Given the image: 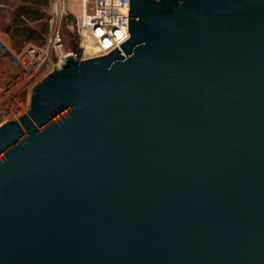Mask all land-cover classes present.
<instances>
[{
    "label": "water",
    "instance_id": "water-1",
    "mask_svg": "<svg viewBox=\"0 0 264 264\" xmlns=\"http://www.w3.org/2000/svg\"><path fill=\"white\" fill-rule=\"evenodd\" d=\"M0 124V264H264V0H129Z\"/></svg>",
    "mask_w": 264,
    "mask_h": 264
},
{
    "label": "built area",
    "instance_id": "built-area-1",
    "mask_svg": "<svg viewBox=\"0 0 264 264\" xmlns=\"http://www.w3.org/2000/svg\"><path fill=\"white\" fill-rule=\"evenodd\" d=\"M72 0H50L48 32L42 45L26 44L14 50L0 37V118L12 113L23 96L59 67L67 52L61 27L79 38V59L106 55L129 38V0H77L78 12L70 9ZM22 115V114H21Z\"/></svg>",
    "mask_w": 264,
    "mask_h": 264
},
{
    "label": "trees",
    "instance_id": "trees-1",
    "mask_svg": "<svg viewBox=\"0 0 264 264\" xmlns=\"http://www.w3.org/2000/svg\"><path fill=\"white\" fill-rule=\"evenodd\" d=\"M13 4L9 8L10 19L4 27V31L14 46H12L13 49L20 50L22 45L28 42L36 45L44 44L48 32L50 0H17ZM2 6L3 4L0 2V7ZM65 29L67 28L65 27ZM65 32L69 37L70 50L79 56L78 36L68 29Z\"/></svg>",
    "mask_w": 264,
    "mask_h": 264
},
{
    "label": "rangeland",
    "instance_id": "rangeland-1",
    "mask_svg": "<svg viewBox=\"0 0 264 264\" xmlns=\"http://www.w3.org/2000/svg\"><path fill=\"white\" fill-rule=\"evenodd\" d=\"M17 0H6L4 2V0H0V2L3 4L2 7H0V37L4 38L6 43L11 47L13 48V44L12 42L10 41L8 35L6 34V32L4 31V27L5 25L7 24V22L9 21L10 19V13L11 11H9V8H10V5L12 3L15 4ZM76 1L77 0H72L71 4H70V9L73 11V12H78V7L76 6ZM13 4V5H14ZM3 8V9H2ZM67 29H65V25H63L61 27V33H62V36L64 37V49L65 51L67 52H72L69 48V45H68V42H69V37H67L66 35V32L64 33V31H66ZM30 44H34V43H31V42H28ZM28 43H25L22 45V47H24L26 44ZM13 46V47H12ZM21 47V48H22ZM22 103L19 105V106H15L13 105L12 106V113H4V118H0V124L8 121V120H11V119H18V117L21 115V114H24L26 113V111L28 110L29 108V101L28 99H26L25 96H23L22 98Z\"/></svg>",
    "mask_w": 264,
    "mask_h": 264
}]
</instances>
